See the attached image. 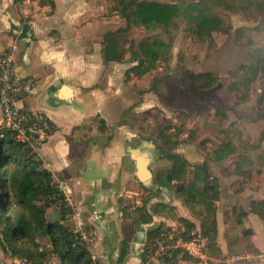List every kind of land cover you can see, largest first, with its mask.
Instances as JSON below:
<instances>
[{
  "label": "crops",
  "instance_id": "1",
  "mask_svg": "<svg viewBox=\"0 0 264 264\" xmlns=\"http://www.w3.org/2000/svg\"><path fill=\"white\" fill-rule=\"evenodd\" d=\"M53 2L51 7L48 0L43 3L39 0H0V50L15 43L13 61L16 70L23 76L32 77L35 82L34 91L23 97L18 104L28 109L44 111L54 127L41 146L40 156L37 158L40 167L50 172L51 182L56 177L66 180L70 201L78 207L84 223L96 230V239L88 247L90 257L96 264L156 262L157 256L148 255L145 261L142 259L146 239L139 250L134 248L132 241L136 227L141 223L156 221L157 225L164 221L171 225L179 222L174 217H164L166 213L155 212L156 202L174 205L176 215L191 219L195 224L193 228L200 229L199 221L190 212L177 213L176 210L185 208L180 200L174 199L172 203L159 200V194L165 195L168 187L154 179V171L152 181L157 184L156 187L145 186L135 173L127 146L136 139L149 138L143 133L138 135L132 131L126 122H119L121 112L130 107L131 93L128 94L127 87L133 81L131 77L129 80L124 77V63H106L100 51L102 34L113 29L111 25L116 22V14L110 11L103 14V0ZM156 158L157 153L149 163L151 170V164ZM251 168L250 177L232 171L231 174L262 182L258 187L252 188L254 195L250 196L252 193H248V187H235L234 190H229L236 195L235 198L219 193L215 200L216 240L226 255L225 262L230 261L228 255L232 254L227 252L225 239V234L232 232L226 227L232 217L225 218L226 208L217 206L219 198L246 211V214L240 216L241 224L245 228H251V233L244 236L238 230L234 232L238 234L237 240H246L255 249L264 247V219L252 212L249 205L250 200L264 197V178L257 179L264 172L258 174L256 166ZM136 184L146 193L142 195L140 203L131 204L141 205L147 194L155 193L149 195L145 203L151 220L132 225L131 216L124 214L122 208L129 202L127 197H130ZM45 217L49 220H61L59 206H48ZM237 220L239 219L235 216L234 223L240 227ZM61 222L70 229L74 227L72 221ZM128 231L130 235L126 251L120 259L122 240ZM203 238L206 240L205 236ZM39 241V248H50L46 237ZM16 245L21 248L29 247L23 240H17ZM206 254L207 258H211L207 251ZM252 254L248 253L247 258H253L254 262L263 258L259 251H253ZM16 255L19 254L5 253L0 246V264H15ZM236 257L240 258L241 255ZM212 259L217 260L216 257ZM45 264H60V260L55 253H50Z\"/></svg>",
  "mask_w": 264,
  "mask_h": 264
},
{
  "label": "rangeland",
  "instance_id": "2",
  "mask_svg": "<svg viewBox=\"0 0 264 264\" xmlns=\"http://www.w3.org/2000/svg\"><path fill=\"white\" fill-rule=\"evenodd\" d=\"M103 1V14L106 15L107 11L116 14V22L111 27L115 29L124 26L126 20L119 13V0ZM213 9L228 16L230 27L213 30L212 37L203 42H199L194 34L183 42L181 31L172 32L168 54L158 59L154 68L142 76L134 72L125 75V70L136 62L128 60L130 50L135 49L139 39L155 31L135 25L130 20L126 30L118 33L126 48L121 61L126 66L123 70L124 77H131L133 81L129 86V83L126 85L128 94L131 93L130 107L121 112L119 122H126L132 131L138 135L143 133L157 144V158L151 164L155 174L170 168L174 159L170 154L177 152L188 163L187 176L192 177L195 167L205 162L211 176L208 180L217 184L220 195L235 198L236 195L229 192L230 188L234 190L235 187H248V193H252V196L255 194L252 188L258 187L262 182L231 174L239 153L232 151L222 159L215 158L213 153L217 147L231 140L237 142L240 148L254 147L259 143L258 135L264 129V12H244L240 7L235 8V11L227 10L217 4L213 5ZM241 26L246 27L242 32H237ZM253 26L257 27L252 29ZM206 72L209 76L203 75ZM166 124L170 128L164 131V140L159 132L163 131ZM261 176L257 179H263L264 173ZM181 180L182 178H174L172 182ZM166 187L168 191L165 195L159 194V200H180L185 208L176 211L178 214H187L189 210L185 205V195L177 193L175 186ZM132 189V194L127 197L129 203H140L146 192L137 184ZM163 203L171 205L169 202ZM171 206L173 210L174 205ZM217 206L226 208L225 218L232 217L226 227L232 232L240 230L234 223V218L240 211L236 204L225 203L219 198ZM167 216L172 217L168 212L164 217ZM4 218V211L1 210L0 219ZM166 228L168 232L172 229L182 230L183 227L176 222L166 224ZM207 244L206 238L205 247L208 250ZM232 251L228 255L230 261L226 264H264V247L255 249L246 240H237ZM253 251L261 252L263 258H258L256 262L253 258H247L248 253L253 255ZM238 254L241 255L240 258L236 257ZM191 256L180 259L178 264L206 263ZM212 258L213 256L206 258V261L215 260Z\"/></svg>",
  "mask_w": 264,
  "mask_h": 264
},
{
  "label": "trees",
  "instance_id": "3",
  "mask_svg": "<svg viewBox=\"0 0 264 264\" xmlns=\"http://www.w3.org/2000/svg\"><path fill=\"white\" fill-rule=\"evenodd\" d=\"M43 3L45 0H39ZM53 7V0H48ZM121 8L119 13L126 20L124 26L109 29L103 32L101 40V55L104 62L122 61L126 52L118 33L125 31L130 20L135 25H142L146 29L155 31L138 40L135 49L130 50L129 61H136L126 70L125 75L134 72L142 76L154 68L158 59L165 56L170 48V34L181 31V40L184 42L192 34L199 42L212 37L215 29L222 30L230 27L227 15L217 13L213 5L222 6L227 10L240 7L244 12H264V0H119ZM246 26L239 27L237 32H242ZM257 26H253L254 29ZM202 75V74H200ZM204 76L209 74L203 73ZM210 81V80H209ZM207 81V83H209ZM262 93V92H261ZM264 93V90H263ZM244 95H246L244 93ZM169 124L163 126L159 135L166 139L164 134ZM3 135L0 137V211H4L3 235L10 246L12 253L26 256L37 264H45L48 254L55 253L60 264H92L88 249H80L72 246V230L61 220H49L45 217V210L52 204H57V199L52 196L53 186L51 174L40 167V161L28 154L25 147L16 142L10 133L0 128ZM264 129L259 133L254 147L240 148L237 142L227 141L214 150V157L222 159L225 154L232 151L239 153L234 172L251 176L252 168L256 166V172H264ZM261 142V143H260ZM244 144V143H243ZM242 146V144H240ZM245 145V144H244ZM244 147V146H243ZM220 149V150H219ZM224 150V151H223ZM223 151V154L220 152ZM174 157L173 163L167 170L156 172L154 179L161 185L175 186V191L185 195V205L192 216L199 220L201 235L208 240V255L217 260H209L201 264H226L220 246L217 244V222L215 200L219 197L217 184L209 182L210 174L205 162L196 166L192 177L187 176L189 166L186 159L177 152L170 154ZM174 178H182L180 182H172ZM144 188V187H143ZM147 189V188H144ZM150 190V189H147ZM155 193V192H152ZM151 192L149 195L152 194ZM149 196L143 198L141 205L127 202L123 206L124 214L131 216L132 225L140 221H150L151 214L147 211L145 203ZM122 200V199H121ZM250 210L264 219V197L250 200ZM155 212L170 213L185 226L183 235L189 236V231L195 226L194 222L184 216H177L172 206L163 202L154 204ZM134 214V215H132ZM246 214L241 209L237 215V223L241 224L240 216ZM238 226V225H237ZM164 221L159 222L150 229L146 235L142 259L145 261L150 255L146 245L154 237H162L166 232ZM240 234L249 235L251 228L240 225ZM128 231L122 240L120 259L126 251V243L129 238ZM50 242V248H39L43 238ZM238 234L228 232L225 234L227 252L232 253L236 245ZM17 240L25 241L29 247H18ZM192 256L183 252L180 248L158 255L157 261L147 264H178L180 259ZM197 260L196 258L194 259ZM199 264V263H195Z\"/></svg>",
  "mask_w": 264,
  "mask_h": 264
},
{
  "label": "built area",
  "instance_id": "4",
  "mask_svg": "<svg viewBox=\"0 0 264 264\" xmlns=\"http://www.w3.org/2000/svg\"><path fill=\"white\" fill-rule=\"evenodd\" d=\"M15 43L0 50V128L10 131L14 140L25 147L28 154L34 158L40 156V149L53 131L52 120L42 110L28 109L18 104L25 96L34 91L35 82L30 76H23L16 70L13 61ZM3 132H0V137ZM52 196L57 199V205L62 209L63 220L72 221V246L80 249L88 247L96 239V230L84 223L79 209L69 199V188L62 177H56L52 182ZM182 230L166 232L162 237H154L146 245L150 256L167 253L180 248L189 254L206 261V240L196 228L190 229L189 236L185 237ZM0 244L7 254H13L3 235V223L0 219ZM14 255V254H13ZM251 257V256H248ZM92 264H96L91 258ZM15 264H37L26 256L16 255Z\"/></svg>",
  "mask_w": 264,
  "mask_h": 264
},
{
  "label": "water",
  "instance_id": "5",
  "mask_svg": "<svg viewBox=\"0 0 264 264\" xmlns=\"http://www.w3.org/2000/svg\"><path fill=\"white\" fill-rule=\"evenodd\" d=\"M127 152L129 156L133 159L135 173L139 180L149 187H156L157 184L152 181V171L149 168V163L156 157V145L152 140L147 139H136L129 143L127 146ZM156 226L155 223H141L136 227V231L132 238L134 248H141L143 245L147 231Z\"/></svg>",
  "mask_w": 264,
  "mask_h": 264
},
{
  "label": "flooded vegetation",
  "instance_id": "6",
  "mask_svg": "<svg viewBox=\"0 0 264 264\" xmlns=\"http://www.w3.org/2000/svg\"><path fill=\"white\" fill-rule=\"evenodd\" d=\"M150 139V138H149ZM152 142L156 145V148L158 147L157 144L152 140ZM152 171V176H153V171L154 170H151ZM154 176H155V173H154Z\"/></svg>",
  "mask_w": 264,
  "mask_h": 264
}]
</instances>
